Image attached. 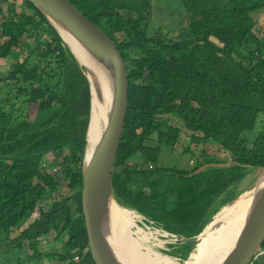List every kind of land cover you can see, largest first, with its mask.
I'll return each mask as SVG.
<instances>
[{
    "label": "trees",
    "instance_id": "16d2710c",
    "mask_svg": "<svg viewBox=\"0 0 264 264\" xmlns=\"http://www.w3.org/2000/svg\"><path fill=\"white\" fill-rule=\"evenodd\" d=\"M70 1L110 35L128 66L129 112L114 181L118 205L175 235L164 251L188 264L219 212L245 193L241 182L264 169V46L257 30L264 0H182L188 16L177 32L155 29L152 0ZM24 3L33 15L0 11V61L23 55L10 74L0 71V236L7 241L25 227L20 239L38 260L95 264L82 209L93 91L55 26ZM183 142L185 152L189 144L203 149L193 156L195 167L162 165L161 155L176 153ZM211 148L224 156L213 159ZM50 153L64 156L63 169L38 181ZM137 155L145 162L130 163ZM66 182L72 194L63 197ZM52 192L59 200L47 210L42 201ZM35 211L39 218L28 225ZM54 233L72 252L40 251L41 239Z\"/></svg>",
    "mask_w": 264,
    "mask_h": 264
},
{
    "label": "water",
    "instance_id": "95a60500",
    "mask_svg": "<svg viewBox=\"0 0 264 264\" xmlns=\"http://www.w3.org/2000/svg\"><path fill=\"white\" fill-rule=\"evenodd\" d=\"M26 1L32 3L55 26L70 51L71 48L64 41L60 29L69 33L108 76L111 88L110 111L107 112L104 106L100 109L101 117L106 121L89 163H86V149L82 209L88 245L95 264H119L111 244L110 216L112 207L119 206L114 181L130 103L127 62L123 59L118 44L110 35L86 17L70 0ZM72 54L74 55L73 52ZM74 57L78 61L75 55ZM78 63L80 64L79 61ZM89 82L91 91H93L90 130L91 121L94 118L95 101L93 81L89 79ZM88 145L89 141L87 148ZM251 193L252 205L244 234L234 251L222 264H255L262 251L264 245V180Z\"/></svg>",
    "mask_w": 264,
    "mask_h": 264
},
{
    "label": "rangeland",
    "instance_id": "374dc122",
    "mask_svg": "<svg viewBox=\"0 0 264 264\" xmlns=\"http://www.w3.org/2000/svg\"><path fill=\"white\" fill-rule=\"evenodd\" d=\"M128 1H133V0H128ZM152 5L154 8L153 25L158 27L155 29L157 30L163 29L164 31L177 32L179 29H181L182 26L186 24L188 13L186 12V8L184 7L182 0H152ZM10 9L14 10V15H16L17 17H21L22 14L25 15L34 14V10L29 6L25 5L24 0H8L0 5V11L2 12H6ZM123 13L125 16H127L126 11H123ZM259 20L260 23L257 26V30L260 32L259 34L261 37L260 40L261 45L264 46V14H262L259 17ZM1 33H2V28L0 27V40H1ZM118 39L119 41L121 40L120 35H118ZM20 61L21 62L23 61V55L19 51H16L13 54H11L7 59L0 61V71L2 72V74L8 75L11 73V70L15 66V64ZM82 66L85 68V71L88 76L89 74L86 65L82 64ZM11 82L13 83L15 81L13 80ZM31 108L32 110H35L36 105L35 104L32 105ZM172 120L178 122L180 125L184 127L183 122L178 118L173 117ZM184 142L188 144L189 138L184 137ZM184 142L177 146L176 153H170L165 151L161 155L160 163L164 166L173 167L178 170L190 171L192 168H194L196 157L193 156L195 155L199 156V154L202 153L203 149L200 146H196L195 144H189L190 147L192 146L191 147L192 149L188 152H185L186 149L184 146L185 145ZM153 144L156 145V142H154ZM209 152L211 153L213 159L215 157L224 156V154L222 152H219L218 149L216 148L215 149L211 148ZM70 153L71 151L69 149L64 150V156H67V158H70ZM64 156L58 158L53 153L47 154L40 168L41 170L39 172L37 180L40 181L45 173L55 175L60 171H62L63 168L61 167V163L63 160L62 158H64ZM133 162L143 163L145 162V160L142 156L137 155L132 160H130V163ZM263 175H264V169H253L251 173L247 176V178L241 182L239 187L240 194L245 192L242 195L244 196L246 195V196L245 197L242 196L241 198L236 200L235 203L241 199L248 198L247 200V204H248L249 195L247 194L252 190H254V188L260 184V182L262 181L261 177ZM60 192H61V196L63 197L72 194V190L69 186V182H66L61 186ZM55 200H59L58 194L54 192L48 193L45 199L42 201V205L45 209L48 210L50 209V207L52 206ZM229 206L223 208L219 212V214L216 216L217 220H220L223 213ZM131 213L132 212H129V214ZM133 214L134 213H132L131 215ZM134 215L138 216L135 221L132 218L135 224L134 226L130 224L131 223L129 221L130 218H124V220H122V222L127 220L125 222V225L122 224V226H124L126 229L125 231L126 240L131 241V243L137 249H141V250L152 249L154 252L161 254L163 257H169L174 260L172 256L168 255V252L166 253V251H164V250H168L166 244L170 243L172 239L165 238L164 236L159 235L157 229L146 224V222L144 221V217L142 215H138V214H134ZM246 217L248 218V215ZM216 218L214 222L217 221ZM33 222L34 221H32V218H30V220L28 221V225ZM24 229L25 227H23L21 230H17V231H13L12 233H9L8 234L9 239L4 242L2 240L4 235L1 234L0 264H64V263H59L56 260H50V258L48 257H44L39 260L38 258H35L33 255V251L31 250V248H29L28 245L29 241L20 239L22 237V231H24ZM128 229H130V231H128ZM64 236L67 237L69 235L68 233H66ZM122 242L125 246L126 243L124 242V240H122ZM64 244H65L64 241L63 243H58L56 241V234L54 233L51 236H47L41 239L40 251L43 252L44 254L55 253V252H63V253L72 252L71 248L68 249L64 248ZM14 246H19V247H14ZM11 247L14 248L11 249ZM125 247L128 250V252L132 254L133 251H131L130 247H128L127 245ZM193 254L195 255V253H192L191 255L192 257H194ZM263 256L259 257L258 261H261L263 259Z\"/></svg>",
    "mask_w": 264,
    "mask_h": 264
},
{
    "label": "bare ground",
    "instance_id": "6f19581e",
    "mask_svg": "<svg viewBox=\"0 0 264 264\" xmlns=\"http://www.w3.org/2000/svg\"><path fill=\"white\" fill-rule=\"evenodd\" d=\"M60 30L64 41L72 49V52L78 58L80 64L86 65L89 74L88 77L93 81L95 110L88 136L89 145L87 148L86 163H89L94 150L97 148L103 124L106 121V119H102L100 109L104 106L107 112L110 111L111 88L107 74L100 65L97 64L94 58L89 55L69 33L62 29ZM261 180H264V175L261 177ZM247 195H249L248 204V198H244L246 195H243L244 199L233 203V206L230 205L225 212L223 211L224 213L222 212L223 215L220 220L216 218L217 221H215L200 237L199 251L197 254H193L194 258L190 260L188 264H222L229 254L234 251L244 234L248 222L246 216L249 214L252 205V193L249 192ZM131 214H129V211L117 205L113 206L111 210V244L119 264H178L172 258L163 257L152 249H137L131 241L126 240V229L122 224L125 225L127 220L124 222H122V220H124V218H130V224L134 226L133 220L135 221L138 216L134 214L133 216ZM128 231H130V229H128ZM122 240H124L126 245L133 251L132 254L128 252Z\"/></svg>",
    "mask_w": 264,
    "mask_h": 264
},
{
    "label": "built area",
    "instance_id": "2783aa9c",
    "mask_svg": "<svg viewBox=\"0 0 264 264\" xmlns=\"http://www.w3.org/2000/svg\"><path fill=\"white\" fill-rule=\"evenodd\" d=\"M31 218H32V221L38 220V218H39L38 211L33 212V214L31 215ZM158 233H159V235L164 236L165 238H170V237L176 238V236L173 235L172 233L165 232V231H162V230H158ZM76 259H78V257Z\"/></svg>",
    "mask_w": 264,
    "mask_h": 264
},
{
    "label": "flooded vegetation",
    "instance_id": "af4514ba",
    "mask_svg": "<svg viewBox=\"0 0 264 264\" xmlns=\"http://www.w3.org/2000/svg\"><path fill=\"white\" fill-rule=\"evenodd\" d=\"M263 255H264V249L262 248V251H261L260 255L258 256V259H259V257H262ZM263 257H264V256H263ZM258 259L256 260L255 264H257Z\"/></svg>",
    "mask_w": 264,
    "mask_h": 264
}]
</instances>
